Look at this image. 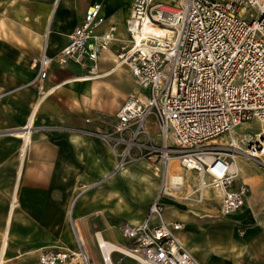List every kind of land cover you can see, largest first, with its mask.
<instances>
[{"label":"built area","instance_id":"built-area-1","mask_svg":"<svg viewBox=\"0 0 264 264\" xmlns=\"http://www.w3.org/2000/svg\"><path fill=\"white\" fill-rule=\"evenodd\" d=\"M89 1L57 56L49 57L44 48L33 61L36 78L52 63L90 65L89 74L98 71L103 52L117 41L116 30L109 27L98 33L105 23L102 6ZM125 21L127 39L116 55L118 65L127 68L146 94L128 96L107 127H101L102 118L87 117V128L66 126L63 131L108 147L113 168L95 185L134 163L155 164L162 183L145 218L118 226L131 259L201 264L178 237L183 223L165 220L163 200L175 198L165 194L169 164L178 160L196 178V204L208 202L202 190L220 192L219 218L244 209L250 190L243 182L235 185L240 181L235 159L264 166V0H132ZM146 26L150 31H144ZM40 95L45 97L44 92ZM252 122L259 124L258 133L235 134V129ZM71 225L75 249L41 250L38 264H92ZM5 255V250L0 252V264H11Z\"/></svg>","mask_w":264,"mask_h":264},{"label":"crops","instance_id":"crops-1","mask_svg":"<svg viewBox=\"0 0 264 264\" xmlns=\"http://www.w3.org/2000/svg\"><path fill=\"white\" fill-rule=\"evenodd\" d=\"M23 1L29 3V0ZM131 2L132 0L130 5ZM50 3L51 7L44 17L25 12V21L15 27L21 31V27H28V20L32 19V30L41 35V51L45 48L46 55L53 58L65 46L87 8L79 12L74 22H61L60 15L59 19L53 21L58 3L55 0ZM130 5L124 22H114L110 12L101 3L105 23L98 33L115 27L117 41L105 50L109 55L103 56L104 51L101 56L106 60L109 56L113 65L103 70L96 69L97 75H111L121 70L115 68L116 60L112 58L116 57L127 39L125 20L128 18ZM66 6L63 9H67ZM8 51L0 50V248L2 243L5 244V256L11 260V264H38L41 250L58 247L75 249L73 223V226L77 225L76 230L79 228L77 231L90 250L92 264H101V260L100 263L94 261L90 249L92 245L97 246V235L106 242L120 245L121 238L116 226L141 222L155 195L154 190H150L145 198L139 165L129 167L118 175L124 177L122 181L117 180L116 176L95 185L113 168L114 160L108 147L99 140L63 131L66 126L87 128L84 119L101 112H92L102 106L99 99L95 98L101 85L96 81L108 76L91 80L95 82L93 85H90L93 83L90 81L64 84L76 77L89 75V66L86 65L81 66L88 69L84 74L47 76V67L42 76L36 78L37 67H32L26 57L13 55ZM37 59L31 58V61ZM107 71L109 72L106 73ZM104 88L115 94L114 87L106 84ZM40 92H44V98H41ZM130 95L133 94L119 96L115 107ZM27 127L29 136H21V132ZM239 160L241 159L237 160V166L240 181L235 185L243 182L249 187L251 194L244 207L247 208L253 202L264 199V178L257 173L251 174V171H246L248 176H245ZM175 171L172 168V172ZM190 178L191 183L196 186V178L188 174V179ZM185 187L188 194L193 192L191 184ZM206 194L205 197L208 195ZM80 200L82 204L79 203ZM163 201L166 206L165 220L183 223L182 230L186 233L179 234L180 231L179 239L189 249L190 245H198V255L203 261L200 263L211 264V261L207 262L202 257L200 249L205 247L212 251V246L207 244L212 237L205 235L213 226L202 229L197 219L209 215H199L174 199L165 198ZM223 220H228V217ZM256 223V226L246 228L241 235L225 224L216 226L218 229H215L220 233L216 236V257L212 258L214 263L264 264V211ZM113 236L118 242L112 241ZM114 255L116 254L112 258L116 264L118 259Z\"/></svg>","mask_w":264,"mask_h":264},{"label":"rangeland","instance_id":"rangeland-1","mask_svg":"<svg viewBox=\"0 0 264 264\" xmlns=\"http://www.w3.org/2000/svg\"><path fill=\"white\" fill-rule=\"evenodd\" d=\"M50 1L52 0H44V1L29 0L28 3V2H24L23 0H0V50L7 49L9 50L8 52H11V54L13 55L17 54V56L26 57L28 59L29 64H32L34 61V60L31 61V58H36V57L39 58L42 53L40 48L42 46V39H41V35L35 34L34 31L32 30L33 20L29 19L27 25L28 27H21V31L16 27L20 26V24H22V22L25 21L24 20L25 12L29 13L30 15L39 14L41 17H44L51 7ZM98 1L102 3V6L105 10L110 12V14L112 15L111 18L114 20V22H124V19L127 17L126 11L130 5V0H98ZM89 2L90 1L88 0H61L56 7L53 21H55L56 18L59 19V15H60L61 22H74L77 19L79 12L81 10L86 9L87 6L89 5ZM30 5L32 6V10ZM65 5H67L66 6L67 9H63ZM52 39L53 37H51V40ZM19 54H22L23 56ZM107 55H109V53L105 51L103 56L106 57ZM97 65L100 70H103L110 68L113 65V62L109 58V56L107 57V60L102 59L101 57ZM47 70H48L47 76L48 75L62 76V75H70V74L75 75L76 73L84 74L87 72L88 69H84L79 66L62 67L56 63H52L48 66ZM126 73H127V68L124 67L121 70L116 71L111 75L105 74L101 78L108 76L107 78L99 79L96 81L101 85L99 86L97 92L95 93V98L99 99L102 106L100 107V109L92 110V112L96 113L98 110L101 112H98L95 115L88 117L102 118L104 122L103 125H101V127H105V126L107 127L108 124H111L114 121L115 119L114 116L117 112L118 106L121 104L120 103L119 105H117V107H115L117 103L116 101L120 99L119 96L128 95V94H133V95L140 94L141 96H143L146 94L145 91L140 90L135 85V83L126 76V75L129 76V74ZM91 82L93 81H90V83ZM94 83L95 82L91 83L90 85H93ZM106 84L114 87L115 94L108 92L104 88V85ZM259 129H260L259 124L256 122H252L249 124L242 125L241 127L235 129V134L240 135L242 133L243 134L250 133L251 135H253L258 133ZM217 142H219V140H217ZM240 159L241 160H239V164L241 167H243V171L245 170L244 171L245 176H248L247 172L251 171L250 172L251 174L257 173L258 175H261V177L264 178V166H260L244 158H240ZM135 165L140 166L138 168V171L140 172L141 185H143V189L145 190L144 191L145 198L149 194L150 190H154V194H156L157 190L161 186L162 178L159 177V173L157 174V171L155 170L156 168L155 164L149 163L147 161H140L128 166L125 170ZM176 173L181 175L186 180V182L184 186L180 187L179 190L175 191V193L178 194V196L181 197L182 199H178V198L177 199L170 198V199H174L177 202L183 203L188 207V209L194 212H198L199 215L200 214L203 215L205 213L209 215V217H204L202 219L197 218V219L199 221V224H201L202 229H204L205 227L213 226V228L209 230L207 229L208 231L207 234L205 235V237L207 236L212 237L211 239L210 238L208 239V243H207L208 245L212 246L211 248L212 251H210L209 248L205 249V247H203V249H200V253L202 257L205 258V260H207V262L211 261L210 262L211 264H215L214 263L215 261L212 258L216 257V236L217 234L220 233V231L217 230L218 228L216 226L225 224V226L230 227L231 230L234 229V231L238 235H241L242 232L246 230V228L257 225L256 222L259 221V215L261 214V212L264 211V199L258 200V202H253L250 205L251 207L247 206V208H244L241 214L235 216L232 215L228 217V220H223L227 218H219L216 212L218 211L217 194L214 191L213 192L209 191V193L207 192L208 195L206 194L207 195L206 198H208V202H205L203 205L196 204L193 201L195 198V195L192 194L194 193V190L193 192H190L191 190L190 189L189 190L190 193L188 194L185 187L186 185L191 184V186L194 189V185H195L191 183L192 178H190V180L188 179V171H183L181 169L178 170L176 168ZM171 174L172 172L169 175ZM123 178L124 177L122 176H118L117 180L122 181L124 180ZM249 194H251V192ZM204 195L205 193L203 194V196ZM189 196L190 198L188 200H184L185 197H189ZM80 202L82 204L81 200L79 201V203ZM201 209L204 210V212ZM118 226H116L117 232H118ZM181 233L185 234L186 231L182 230L179 234ZM120 238L121 239L119 240V244L128 249L129 247L128 243L121 236ZM112 241L118 242L115 236L112 237ZM189 247H190V251L197 258V260L203 263L200 256L198 255V248H199L198 245H190ZM86 249L91 258L92 256L88 246L86 247ZM90 249L91 252H93L94 261L100 263L101 255L99 253V250L97 249V246L95 247V245H92L90 246ZM113 254H116L114 256H117L118 259L116 260V264H141L131 259L130 257L117 253H113ZM112 255H111V260L112 263L115 264ZM101 264H103L102 260H101Z\"/></svg>","mask_w":264,"mask_h":264},{"label":"bare ground","instance_id":"bare-ground-1","mask_svg":"<svg viewBox=\"0 0 264 264\" xmlns=\"http://www.w3.org/2000/svg\"><path fill=\"white\" fill-rule=\"evenodd\" d=\"M57 3V2H56ZM59 3V2H58ZM132 3V2H131ZM131 7V6H130ZM87 10V9H86ZM130 12V10H129ZM129 16V15H128ZM127 20V19H126ZM126 22V21H125ZM144 31H150V29L146 26L143 28ZM161 33H163L162 31H160ZM43 50V49H42ZM108 50V49H107ZM112 58V56H111ZM114 60H116L115 63V68L117 69H120L119 65H118V61H117V57L113 58ZM113 69V68H112ZM113 71V70H112ZM109 71H107L106 73H108ZM102 74V73H101ZM103 75H97L96 74V70H94L92 72V74H89V75H83V76H80V77H76L74 79H71V80H68L66 81L64 84L66 83H87L91 80H97L99 78H101ZM54 91V90H53ZM27 135V137L29 136V130H28V127L25 131L21 132V136H25ZM240 159L239 157L235 159L236 161V168L238 170V174L240 175V171L238 169V166H237V160ZM172 168H177L178 170L181 169L183 171H188L186 169H184L182 166H181V163L178 161V160H172L169 164V170H168V179H167V183H166V189H165V194L166 195H169V196H172V197H175L176 199H180L181 197L178 196V194L175 193L176 190H179L180 187L184 186L185 185V179L176 173L175 172H172ZM172 172L171 175H169L170 173ZM190 172L188 171V174ZM191 174V173H190ZM192 175V174H191ZM192 177H194L192 175ZM198 183V182H197ZM188 186V185H187ZM197 186V185H196ZM191 189V187H190ZM194 190V189H193ZM208 191L207 190H202L201 191V196H203L204 193H207ZM218 198L220 197V192L218 191H214ZM194 194V193H192ZM191 194V195H192ZM190 197V196H189ZM204 197V196H203ZM187 199V197L184 198V200ZM76 227L77 225L74 224ZM77 230H79V228H77ZM80 232V231H79ZM80 237L82 238L83 240V237L81 236V234H79ZM84 242V240H83ZM85 244V243H84ZM97 249L99 250V253L101 256V260L103 262V264H112V260H111V255L113 253H117V254H121V255H124V256H127V257H131V252L128 250H126L124 247L122 246H119V245H116V244H112V243H109V242H106L99 234L97 235ZM5 250V244L2 243L1 245V248H0V251H4ZM141 264H147L143 261H140Z\"/></svg>","mask_w":264,"mask_h":264}]
</instances>
